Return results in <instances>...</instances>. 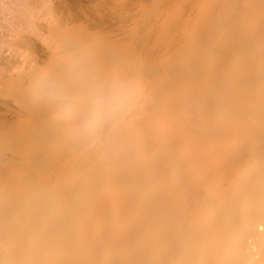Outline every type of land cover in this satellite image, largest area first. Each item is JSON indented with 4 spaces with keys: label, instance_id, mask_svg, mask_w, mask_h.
Segmentation results:
<instances>
[{
    "label": "bare ground",
    "instance_id": "6f19581e",
    "mask_svg": "<svg viewBox=\"0 0 264 264\" xmlns=\"http://www.w3.org/2000/svg\"><path fill=\"white\" fill-rule=\"evenodd\" d=\"M9 1L0 264H264V0Z\"/></svg>",
    "mask_w": 264,
    "mask_h": 264
},
{
    "label": "rangeland",
    "instance_id": "374dc122",
    "mask_svg": "<svg viewBox=\"0 0 264 264\" xmlns=\"http://www.w3.org/2000/svg\"><path fill=\"white\" fill-rule=\"evenodd\" d=\"M6 2H8L9 0H5ZM11 1V0H10ZM9 1V2H10ZM83 1H86V0H83ZM12 2L13 1H11V3H10V5L8 4V3H5L4 2V7L6 8V9H8V11L7 10H5V9H3V8H1V5H0V8L3 10V14H1L0 15V38L2 39V37H3V39L4 40H8V41H10L11 39H13L14 38V34H15V29L19 26V25H14V26H9L10 24H12V23H10L11 21H15V18H16V20H18V19H21L22 17H20L19 15H21L22 14V12H20V11H22L23 9L22 8H18V3H16V5H17V7H16V5H13L12 6ZM69 2L71 3V5H73L72 7L73 8H75L74 10H80V7H79V4L81 3L80 2V0H69ZM78 2V3H77ZM80 2V3H79ZM74 3V4H73ZM3 4V3H2ZM13 4H15V3H13ZM32 5L33 4H31V6L28 8V9H30L31 10V8H32ZM78 5V6H77ZM44 6V5H43ZM46 6H47V8H44L43 7V9H45L44 11H42L43 13H46V16L42 19V22H40V25H43L44 27H47V24H48V26H50V25H52L54 22H56L57 21V18L60 16L59 14V12L61 11V9L58 7V6H54V4H53V6H51V4L50 3H48V4H46ZM50 6V7H49ZM2 7H3V5H2ZM16 7V8H15ZM38 7L39 6H37V4H35V6H33V10H35L36 11V8L38 9ZM42 7V6H41ZM54 8V9H53ZM72 8V9H73ZM84 9H85V7H83ZM82 8V9H83ZM12 9V10H11ZM19 9V10H18ZM48 9H50L49 11H48ZM74 10H72V12L74 11ZM7 11V12H6ZM12 11V12H11ZM24 11V10H23ZM54 11V12H53ZM17 12H19V13H17ZM6 13V16L4 15ZM8 13V14H7ZM10 13V14H9ZM18 15H17V14ZM49 13H51L50 15H49ZM23 14H24V12H23ZM17 17H16V16ZM25 15V14H24ZM51 15H52V17H51ZM82 15V14H81ZM4 16V17H3ZM47 16L49 17V19H48V21H47ZM19 17V18H18ZM78 17H79V14H78ZM81 17H82V19H81ZM80 18H79V20L77 19V21H74V25H76V23L77 24H83V23H85V20L83 19V16H81ZM18 18V19H17ZM9 19H11V21L9 20ZM44 20V21H43ZM76 20V19H75ZM8 21H10V22H8ZM84 21V22H83ZM71 22V21H70ZM76 22V23H75ZM9 26V27H8ZM12 27H15L14 29L12 28ZM10 28H12V29H10ZM41 30H43V29H40V31ZM12 32V33H11ZM10 34H12L13 36H11ZM28 35H31V34H28ZM32 36V35H31ZM8 37V38H7ZM10 39V40H9ZM15 41V39L13 40V42ZM37 42V41H36ZM9 44V43H8ZM37 44V43H36ZM38 49L40 48V46H41V44H38ZM43 46V45H42ZM41 46V47H42ZM12 48H14L13 49V52H12ZM12 48H10V47H8L7 46V44H6V46L5 45H1V47H0V50H1V53H0V69L2 68V67H4V62H5V60H6V58L7 57H9L10 56V54H12V53H14V52H18V51H25V52H30L31 50H32V48H33V45H31V46H29V47H26V46H24L22 43H20V44H18L17 46H15V47H12ZM44 48V46L42 47V49ZM41 49V48H40ZM14 50H16V51H14ZM44 50V49H43ZM42 51V50H41ZM40 51V52H41ZM38 52V51H37ZM40 52H38V53H40ZM44 52H46L45 50H44ZM44 52H42V53H40V55H42ZM47 53V52H46ZM46 53H44V54H46ZM43 56V55H42ZM46 56V55H45ZM45 59V58H44ZM19 65V64H18ZM20 66H18V68H19ZM5 68V67H4ZM19 70H21V67L19 68V69H17V71H19ZM2 89V87L0 86V90ZM9 99H11V98H9ZM7 100V99H3V97H0V114L2 113V111H4V113L5 112H8V110L9 111H12V112H15V110L17 109L14 105L16 104H14V103H12L13 102V100L11 101V100ZM16 101V100H15ZM14 101V102H15ZM18 110V109H17ZM16 110V111H17ZM20 113V112H19ZM16 114H17V112H16ZM26 114V113H25Z\"/></svg>",
    "mask_w": 264,
    "mask_h": 264
},
{
    "label": "clouds",
    "instance_id": "9594fccd",
    "mask_svg": "<svg viewBox=\"0 0 264 264\" xmlns=\"http://www.w3.org/2000/svg\"><path fill=\"white\" fill-rule=\"evenodd\" d=\"M28 87L37 103L46 107L55 105L58 112L65 108V102L63 99L53 94L51 83L43 76H38Z\"/></svg>",
    "mask_w": 264,
    "mask_h": 264
}]
</instances>
